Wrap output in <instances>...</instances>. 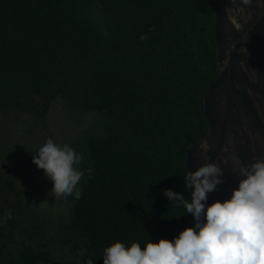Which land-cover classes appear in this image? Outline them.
Segmentation results:
<instances>
[{
	"label": "trees",
	"instance_id": "trees-1",
	"mask_svg": "<svg viewBox=\"0 0 264 264\" xmlns=\"http://www.w3.org/2000/svg\"><path fill=\"white\" fill-rule=\"evenodd\" d=\"M214 10V0H0V109L43 117L59 96L70 113L105 119L70 207L84 261L113 239H171L192 224L162 189L190 197L186 153L208 132L200 99L218 75ZM51 261L21 243L3 264Z\"/></svg>",
	"mask_w": 264,
	"mask_h": 264
},
{
	"label": "clouds",
	"instance_id": "clouds-1",
	"mask_svg": "<svg viewBox=\"0 0 264 264\" xmlns=\"http://www.w3.org/2000/svg\"><path fill=\"white\" fill-rule=\"evenodd\" d=\"M146 36L142 33L140 39ZM31 156L51 181L54 193L79 199L78 183L84 172L77 165L82 156L68 141L45 136ZM228 159L240 175L226 198L206 203L207 193L222 179V169L204 155L203 163L186 169L188 199L170 187L162 189L171 203L182 205L184 213L191 214L192 224L171 239L157 237L153 241L147 235L142 242L113 239L99 256L103 264H264V158H254L247 164L236 155ZM7 215L10 217V213ZM84 264H93V260Z\"/></svg>",
	"mask_w": 264,
	"mask_h": 264
},
{
	"label": "rangeland",
	"instance_id": "rangeland-1",
	"mask_svg": "<svg viewBox=\"0 0 264 264\" xmlns=\"http://www.w3.org/2000/svg\"><path fill=\"white\" fill-rule=\"evenodd\" d=\"M104 121L94 111L70 113L59 96L43 117L35 111L0 109V209L4 208L0 211V264L21 243L39 244L49 251L52 261L38 264H84L79 241L69 227L73 196L54 193L31 154L45 136L68 141L82 156L77 165L84 172L79 186L90 165L88 139L104 134ZM9 182L21 194L16 195ZM19 198L23 204L17 210L13 202ZM96 264H103L102 259Z\"/></svg>",
	"mask_w": 264,
	"mask_h": 264
},
{
	"label": "water",
	"instance_id": "water-1",
	"mask_svg": "<svg viewBox=\"0 0 264 264\" xmlns=\"http://www.w3.org/2000/svg\"><path fill=\"white\" fill-rule=\"evenodd\" d=\"M214 2L218 75L200 99L209 128L186 153L188 170L203 163L204 155L222 169V179L207 193L206 203L226 198L235 186L240 174L233 171L230 155L244 164L264 158V0ZM240 11L238 21L235 13Z\"/></svg>",
	"mask_w": 264,
	"mask_h": 264
},
{
	"label": "flooded vegetation",
	"instance_id": "flooded-vegetation-1",
	"mask_svg": "<svg viewBox=\"0 0 264 264\" xmlns=\"http://www.w3.org/2000/svg\"><path fill=\"white\" fill-rule=\"evenodd\" d=\"M235 14H237V16L239 17V19H240V15L242 14V12L240 11L239 13H235Z\"/></svg>",
	"mask_w": 264,
	"mask_h": 264
}]
</instances>
